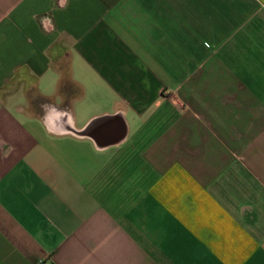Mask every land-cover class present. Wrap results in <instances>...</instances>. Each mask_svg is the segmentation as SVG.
Masks as SVG:
<instances>
[{
  "label": "crops",
  "instance_id": "0c3cea01",
  "mask_svg": "<svg viewBox=\"0 0 264 264\" xmlns=\"http://www.w3.org/2000/svg\"><path fill=\"white\" fill-rule=\"evenodd\" d=\"M0 264H264V0H0Z\"/></svg>",
  "mask_w": 264,
  "mask_h": 264
}]
</instances>
